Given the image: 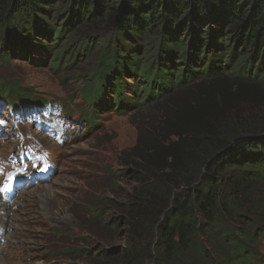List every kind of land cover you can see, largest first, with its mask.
Returning a JSON list of instances; mask_svg holds the SVG:
<instances>
[{
	"label": "trees",
	"instance_id": "trees-1",
	"mask_svg": "<svg viewBox=\"0 0 264 264\" xmlns=\"http://www.w3.org/2000/svg\"><path fill=\"white\" fill-rule=\"evenodd\" d=\"M76 55L88 130L102 109L177 104L140 155L122 243L101 239L103 264H264V0H0V66L68 75ZM30 94L0 77L7 106L44 105Z\"/></svg>",
	"mask_w": 264,
	"mask_h": 264
},
{
	"label": "rangeland",
	"instance_id": "rangeland-1",
	"mask_svg": "<svg viewBox=\"0 0 264 264\" xmlns=\"http://www.w3.org/2000/svg\"><path fill=\"white\" fill-rule=\"evenodd\" d=\"M96 39L86 41L93 47ZM72 59L75 64L68 75L52 74L21 59L0 66V77L29 88L32 99L61 107L71 122L68 138L62 143L41 135L27 123L17 125L26 131L23 139L0 129V165L4 171L13 169L7 165L14 161L12 155L28 143L50 156L53 169L46 181L29 182L8 200L0 191V199L7 205V214L0 212L5 228H0L1 258L16 253L21 264H103L98 257L101 239L116 232L117 242L122 243L127 218L120 210L144 185L138 169L144 166L140 155L148 152L152 141H158L155 135L166 113L177 110V104L168 102L151 112L133 110L125 115L102 109L95 126L88 130L80 120L84 104L80 93L88 62L77 55ZM188 92L193 96L196 89ZM11 111L12 107L0 100V120L5 124L13 123L15 113ZM4 175L0 173V189ZM87 209L103 210L102 219L97 221ZM105 224L109 227L102 230ZM261 249L264 257V238Z\"/></svg>",
	"mask_w": 264,
	"mask_h": 264
},
{
	"label": "bare ground",
	"instance_id": "bare-ground-1",
	"mask_svg": "<svg viewBox=\"0 0 264 264\" xmlns=\"http://www.w3.org/2000/svg\"><path fill=\"white\" fill-rule=\"evenodd\" d=\"M6 206L7 205L5 204V202L0 199V212L7 214L6 213ZM0 228H3V223L1 221H0ZM2 230H5V228H3ZM5 253H7V249H6ZM19 258H20V256L17 255L16 253H15V255H13L11 253L6 258L0 257V264H21L19 261Z\"/></svg>",
	"mask_w": 264,
	"mask_h": 264
},
{
	"label": "snow or ice",
	"instance_id": "snow-or-ice-1",
	"mask_svg": "<svg viewBox=\"0 0 264 264\" xmlns=\"http://www.w3.org/2000/svg\"><path fill=\"white\" fill-rule=\"evenodd\" d=\"M0 191H2V189H0Z\"/></svg>",
	"mask_w": 264,
	"mask_h": 264
}]
</instances>
